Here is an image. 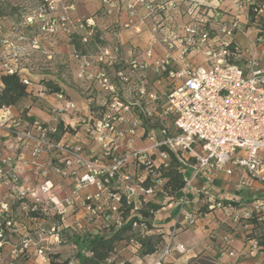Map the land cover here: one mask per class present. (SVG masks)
Segmentation results:
<instances>
[{"label":"built area","instance_id":"built-area-1","mask_svg":"<svg viewBox=\"0 0 264 264\" xmlns=\"http://www.w3.org/2000/svg\"><path fill=\"white\" fill-rule=\"evenodd\" d=\"M99 1L107 14L124 9L129 17L124 28L134 33L141 32L140 27L145 24L147 18H159L150 29L155 35L164 30L161 22L169 17L170 12L177 10L181 3L186 4L185 14L189 21L182 27V34H161L164 55L149 62L152 51L148 50L144 60H132L130 64L132 69L140 70L141 96L144 95V72L148 68L168 80L170 89L166 95L164 113L172 116L175 132L171 134L166 128L161 129L162 141L155 142L150 148L157 150L156 159L161 165L166 166L169 159L167 151L160 150L165 147L177 154L183 167V175L185 167L192 170L190 176H184L182 195L176 200L178 216L183 218V225L193 226L197 220L196 212L186 211L192 201L189 195L197 199L203 196L202 200L210 202L209 209L213 210L224 209L225 206L221 203L223 200L244 201L239 195L251 182L260 183L264 189V39L257 38L251 50H244L236 45L233 38L240 30V25L238 19L224 18L220 10L222 0H212L213 5L206 0ZM249 4L248 1L247 8ZM137 7L144 9V17H138ZM73 11L74 5L63 0H41L37 11L26 16L22 24L25 29L37 25L38 36L27 39L20 31L19 24L10 27L9 36L0 39V77L18 76L29 93L33 83L23 75L24 69L19 66L15 45H24L23 42L28 41V45L37 49L41 39L57 33L66 34L69 30L78 32L84 25L80 21L72 20ZM254 11L256 19L264 25V5ZM136 19L138 24L134 25ZM87 22V26L91 28L92 24ZM82 40L86 42L87 38L83 37ZM119 50L118 45H106L95 56V60L107 67L115 66L120 61ZM197 56L201 57V61L195 60ZM85 63L88 65V62ZM119 76L122 77L121 73ZM90 77L93 79V75ZM94 79L100 88L114 93L113 84L102 70L95 73ZM1 88L0 81V91ZM54 94L62 103L58 112H77L75 104L62 91ZM149 97L152 101L157 100L154 93H150ZM115 104L123 107L124 112L131 110L130 105L117 102ZM115 119L116 117L107 115L93 122L98 135L95 137L97 141H104L106 138L102 134L106 132L112 133L114 137L102 145V154L111 156L110 164H105L90 156L79 143H70L71 141L64 139L65 136L58 141L52 139L51 135L56 127L37 119H24L6 107L0 109V129H4L7 139L12 141V145H3L0 149V191H5L3 199L0 197V248L7 244L6 235L11 236L10 234L16 232L15 222L9 214L12 201H22L19 207L26 215L40 212V217L43 218L51 215L59 217L60 224H52L48 229L41 228L43 234L54 238L58 243L60 233L68 228L64 224L66 212L75 206L84 211L87 221L101 220L100 225L103 228L96 226L98 230L110 228L111 222H114L113 227L119 228L131 218L138 217L141 220L137 215L141 201L145 200L141 196L151 194L153 190L139 185L137 188L127 185L130 176L125 170V165L132 157L142 164H148L149 153L147 149H131L132 140H128L124 153L114 155L111 150H116L120 142L123 145L120 140H125L122 133H116L114 130V123L111 121ZM132 120V128L126 131L127 134L134 133L135 127L141 126L139 119ZM117 121L123 122L124 119L119 117ZM149 138L154 139L153 135ZM42 156H46V162ZM27 170L35 172L37 176L35 187L25 185L21 178ZM220 172L228 177L238 174L234 193L226 199L214 194L217 191V174ZM52 178L56 179V183ZM62 181L69 182V189L60 197L55 189ZM197 182H200V186H195ZM111 183L117 185L112 187ZM89 188H92L93 192L89 193ZM123 199L127 205H132L130 217H124ZM250 201V204H241V209L232 219L234 224L243 223L247 228V221L254 214L258 215L259 221H264V190L261 196H256ZM37 218L29 215L30 220ZM132 227L138 229L141 235H150L144 222L134 221ZM172 232L163 237L164 248L159 254L158 264H169L166 259L173 250L184 252L182 245H171L176 231ZM29 243L30 240L25 237L19 250L14 248L11 251L13 258L27 252ZM131 243L135 249H140V244L135 241ZM247 244L250 252L260 249L255 239ZM71 247L77 249L76 245ZM36 252L42 255L43 249L39 248ZM110 259L108 263L111 262ZM43 260L48 261L49 258ZM65 264L81 263L73 255Z\"/></svg>","mask_w":264,"mask_h":264},{"label":"rangeland","instance_id":"rangeland-1","mask_svg":"<svg viewBox=\"0 0 264 264\" xmlns=\"http://www.w3.org/2000/svg\"><path fill=\"white\" fill-rule=\"evenodd\" d=\"M63 1L68 4L75 5L72 14L77 11V15H75V18H71L73 21L75 19L79 20L80 23L84 25V28L78 30V32L76 33L72 30H69V32H67L66 34L57 33L54 36H49L45 39H41V43L40 45H38L37 49L32 48L33 45H28V41H24V45H15V49L17 50V53L19 55V66L24 69L23 75L30 79L34 78L35 81L31 80L33 86L31 88V91L28 93V96L14 106L16 108V113L14 114L24 119H28L29 117L27 116V113H29V109H33V112L38 113V118L35 119L42 123H46L47 125L54 127L53 124L51 125V118L48 122H44L42 118H39V116L47 118V116L40 114V111L44 112L45 114H50L54 118V125L62 122L59 115L61 112H58L57 109L52 108V106L47 104L43 96L39 94V90H35L38 89L37 87H39L40 85L45 86V80L40 79L42 75H49L52 77L55 76L60 79L62 78V85L74 86L81 98L89 100L88 109L92 112V114L82 115V113L79 112L81 110H77L76 113L72 114L67 113V115H76L79 120L72 125H64V122H62L64 126V134L62 133L63 135L61 134V137L65 136L64 139L69 138L68 141H71L70 143H79L80 145H82L83 149L87 153H89L90 156L96 157L101 163L110 164L111 156H104L102 154V145L105 141H108L110 138L112 139L114 137L112 136V133L106 132L102 134V136H105L106 139H104V141L102 142L97 141L95 137L98 135L95 131L96 128L93 126V122L102 119L103 117L105 118L107 115L116 117L115 121H111L114 123V130L116 131V133H122L125 140H120L123 142V145L120 142L118 148L114 151L111 150V152L114 155L123 154L125 149L124 143L128 140H132L131 149L135 151L147 149L150 157V163L148 164L146 162L142 164L134 157L129 158L128 162L125 165V170L130 176V180L128 181L127 185L137 188L138 185L142 186V183H144L146 178H149L150 183L154 185L151 187L153 192L151 194H143V196H141L143 197V199L147 201L151 200L152 202L160 203L162 205H167L169 202L176 201L174 198L169 199L170 197L168 196V192L163 188L166 180L161 178L160 173L158 172L161 168V163L158 159H156L155 153L157 150L150 148L155 142L162 141L163 134L160 132L161 129L166 128L167 132L171 134L175 132L174 128L172 127V116L166 115L164 113L166 95L169 93L170 89V87L168 86V80L165 76L156 74L150 68H148L144 72L145 79L144 95L142 96L143 103H141L142 105L139 106H132L133 108L136 107L137 114L142 116L141 126L139 125L135 127L134 133L128 132L127 134L126 131H129V129L132 128L131 123H133L134 121L132 120V117H134L132 115L135 110L132 109L128 112H124L123 107H119L115 104V102L135 103L136 99L141 96L140 94H135L136 90L134 86V76H132L131 79H128V76L126 77L125 74L129 75V73L133 74L134 72L140 71L139 69H132V67L130 66L131 61L144 60L146 58L145 53L148 50L152 51V57L149 59H154V46L145 45L144 47H140L134 45L131 46V49L127 50L124 49L123 45H119L111 41L110 38H108L109 24L106 17L102 15L103 9L102 4L99 0ZM40 5L41 0H0V39L8 37L10 27L18 24L20 26V31L24 35H26L27 39L38 36L39 33L37 25L31 27V29H25L24 27H22V24L26 16L31 14L33 11H37ZM111 14L106 13V15ZM91 18L94 22V25L92 23L93 26H90L92 27V30L87 26V20ZM186 20L188 22L189 18L186 17ZM142 26L140 27L141 32L135 34L143 33ZM152 35H154L155 37L154 33H151V36ZM83 37L87 38L86 42L82 40ZM72 42H74L75 45H78L79 48L77 49V47H75ZM106 45L119 46L120 61L117 63L116 67H107L104 66V63H98L95 60V56L99 52H101L102 48H104ZM251 49H253V47ZM128 54L131 55L129 61H123V57ZM85 62H88V65H86ZM97 70H102L107 76H109V78L112 79L111 83L114 86V93H109L100 88L97 80L94 79V75ZM119 73H121L122 77L119 76ZM91 75H93V79L90 77ZM150 93H154L157 97V100L152 101V98L149 97ZM119 117H123L124 121H117ZM147 129L148 132L147 134H145V130ZM0 130L4 132V135L6 137V140L3 142L4 145H12V141H9L7 139L8 137L6 135V131L4 129ZM151 135H153V140L149 138V136ZM51 138L54 139L53 136H51ZM136 138L137 141L135 140ZM118 143L119 141L117 142V144ZM2 148L3 147L0 146V149ZM185 157L188 158L187 155H185ZM184 169V176H190L192 173L191 169L186 167ZM161 172L163 173V171ZM111 184L112 187L117 185L116 183ZM87 191L91 193L93 192V189L89 188L87 189ZM0 193V197L3 199V197L5 196V191L1 190ZM59 196L62 197V195ZM201 197L203 196H199L200 200H202ZM203 201H205V199H203ZM10 208L9 210L11 212L9 214L10 216H12L15 222L16 232L14 234H10L11 236L6 235L5 241L7 242V244L3 245V247L0 248V264H49V260H55V257H58L57 261H59L60 263H65V261L70 256L76 255L77 253V249L75 250L71 247L72 245H74L71 242V239L73 237L82 236L85 235V233H89L94 230H106L105 228L102 230H98V228L96 227L99 226L100 228H103L102 225H100V219L90 222L87 221L84 211L80 209L79 206H75L73 209H69L66 212L64 224L67 225L68 228L62 230V232L60 233V242L58 243L55 242L54 238L43 234L41 232V228L48 229L52 224H60L61 220L59 219V217L52 215L50 217L44 218L38 217L33 221L29 219V215H26V213L20 209L18 201H12ZM227 208H233V206L228 204L224 209ZM239 208L241 209V207ZM125 210L126 208H124L123 211L126 212ZM233 210L235 211L234 214L238 213V209ZM159 214L158 211L154 214L151 220L153 226L158 225V223H162L164 221L163 219L159 220ZM130 216V213L127 214V217ZM157 216L159 218L156 219ZM198 218L199 217H197V219ZM1 221L2 218H0V222ZM113 223L114 222H111L109 226L113 227ZM236 225H239L243 228L244 224L239 223ZM155 230L156 228L149 231V234H160ZM255 231L256 232L248 235H252L254 237L264 235V227L262 226L256 227ZM134 232L138 235V231ZM171 233L173 232L171 231ZM25 237L30 240L28 251L24 254H19V256L16 258L14 256L13 258V254L11 251L14 248L19 250L20 245ZM159 246L160 249L158 252L160 254L162 252V249L164 248H162L163 243ZM39 248L43 249L42 255H39L36 252ZM132 248L134 247L133 243L131 242L127 243L126 241H122L118 243L116 250L111 255L110 260L114 263L120 264L126 258L132 259V257L134 256V250ZM136 254H139V251ZM43 258L45 260L49 258V260L44 261Z\"/></svg>","mask_w":264,"mask_h":264},{"label":"crops","instance_id":"crops-1","mask_svg":"<svg viewBox=\"0 0 264 264\" xmlns=\"http://www.w3.org/2000/svg\"><path fill=\"white\" fill-rule=\"evenodd\" d=\"M197 1V0H192ZM249 0H222L220 10L223 12V16L225 19L228 18H235L238 19L240 30L237 31L234 35L233 41L236 45L244 50H251L253 45H255V38H256V31L253 28H247V3ZM207 3L213 5L212 0H206ZM75 7V5H74ZM103 14L107 22L109 24L108 29V38L114 43L119 45H123L124 49H131V46H140L144 47L145 45L154 46V53L153 58H161L164 55V50L161 48V34L163 32L174 33L177 35L182 34V27L187 23L185 14L186 4L183 2L179 5L177 10L170 12L168 18L161 22V27L164 28L162 32L159 31L154 37L151 36L150 29L153 24L159 21V18H147L145 20V24L142 26L143 33L142 34H135L134 31L128 30L124 28L125 23L128 21V14L124 9L114 11L111 15H106V11L104 10V6L102 5ZM77 11L73 14L71 13V17L75 18ZM146 12L142 7H137V15L138 17H144ZM189 18V17H188ZM138 19L134 22V25L138 24ZM74 21H79L75 19ZM90 21L91 24L94 22L91 19L87 20ZM92 25V26H93ZM117 28V29H114ZM92 30V27H91ZM117 31V32H116ZM113 36V38H112ZM161 46V47H160ZM130 54L123 57V61H129ZM132 58V57H131ZM122 59V57H121ZM154 59H149V62L153 61ZM131 60V59H130ZM196 61H201V57H195ZM115 65L114 67H116ZM98 71V70H97ZM96 71V72H97ZM125 74V73H124ZM147 75V73H146ZM128 79H131L134 76L135 81V94H139L140 89V81H141V73L140 71L134 72L133 74L129 73V75L125 74ZM109 77V76H108ZM64 78V77H63ZM30 79V78H29ZM41 80L49 81L51 80L55 83L59 91H62L66 97L71 100L77 110H81L79 112L82 115H91L92 112L88 109L89 100H85L79 96L74 86L69 85H62L63 79L49 76V75H42L40 77ZM112 81L111 78H109ZM30 80L35 81L34 78ZM41 91L39 93L43 96L44 100L47 104L52 106V108L59 109L62 107V103L55 97L54 93H48V89L45 86L37 87ZM44 89V91H43ZM28 92V90H27ZM142 96L138 97L135 103L132 102H123L124 105H130L131 110L134 109L135 112L133 113L132 118L139 119L142 121V116L137 114L136 107L133 108L132 106H139L142 105ZM88 101V102H87ZM140 108V107H139ZM9 110L14 114L16 113L15 107H9ZM54 110V109H53ZM33 109H29V113L27 116L29 118L35 119L38 118V113L33 112ZM80 113V114H81ZM40 114L47 116V118H43V116H39L42 118L44 122H48L51 120V125L53 124L54 118L50 114H45L44 112L40 111ZM58 115V114H57ZM60 120L65 124L72 125L75 122H78V118L76 115H67V113H60ZM69 139V138H67ZM6 137L4 132L0 130V146L3 147L4 141ZM137 141V138L135 139ZM126 143V142H125ZM124 143V144H125ZM42 159L46 162V156H42ZM190 169V168H189ZM192 171V170H191ZM21 178L25 181V185L29 187H35L37 185L38 179L33 171H25ZM52 180L56 183V179ZM238 180V174L235 173L234 175L228 177L225 173L220 172L217 174L216 184H217V191L214 194L219 195L221 198L226 199L232 193H234V186ZM195 186H200V182H197ZM69 189V182H61L58 186H56L55 191L59 195H64L68 192ZM263 186L258 182H251L249 187L240 193L239 197L244 201H235L237 203H232L231 205L233 208L227 209H209L210 202L203 201L197 199L193 195H189L192 199L190 205L186 207V211L191 213L197 212L200 210L201 215H196L199 217L195 224L190 227H186L183 225V218L178 216V208L176 206V201L169 202L167 205H162V208L158 211L160 218L159 220H164L162 223H158V225H154L156 228V232H159L166 237L171 233V231H176L174 237L171 239V245H182L184 247V252L179 253L177 251H172L170 256L167 258V262L169 264H264V251H249V246L246 242V235L256 232L255 226L249 224L247 228L243 226L240 227L233 223L232 219L234 217V210L241 207V204H249L254 197H259L263 194ZM182 195V192L177 196L179 198ZM171 199V198H169ZM177 200V199H175ZM228 202V201H225ZM239 206V207H238ZM238 207V208H236ZM182 225H180V223ZM95 231V230H94ZM93 232V231H92ZM164 247V241L163 246ZM134 250L133 257L126 258L125 260L131 262L132 264H158L157 259L159 256V252L152 255L147 256H139V250L132 248ZM233 253V255H230Z\"/></svg>","mask_w":264,"mask_h":264},{"label":"trees","instance_id":"trees-1","mask_svg":"<svg viewBox=\"0 0 264 264\" xmlns=\"http://www.w3.org/2000/svg\"><path fill=\"white\" fill-rule=\"evenodd\" d=\"M250 4L247 8V28H253L256 31L255 41L257 42V38L264 39V25L260 20L256 19L255 9L264 5V0H249ZM75 45L74 42H72ZM77 49L78 45H75ZM0 81L2 84V88L0 91V109L3 107H14L23 99L28 96L27 88L23 85L18 76L16 75H6L0 77ZM45 87L48 89V93H56L59 92L60 88L53 83L52 81H45ZM28 120L32 121V118H28ZM64 126L62 122H59L56 126V130L53 133V138L58 141L61 138V134L63 133ZM148 129L145 130V134H147ZM64 134V133H63ZM62 134V135H63ZM161 151H167L169 155L168 163L166 166L160 165L161 168L158 171L160 173V177L165 181L163 188L168 192V196L170 198L178 199L177 196L180 194L183 189L184 183V175H183V167L177 154L170 152L165 147L160 148ZM193 160H191L192 162ZM163 171V173L161 172ZM149 178H146L142 186L146 189L151 188L152 185L149 181ZM221 201L223 206L231 205L232 202ZM19 205L22 201H18ZM123 210L126 208V212L123 211L124 217H127L129 214L132 205H127L126 201H122ZM162 208V204L152 202L151 200L141 201V207L137 212V215L141 217V220L138 217L131 218L128 222L124 223L119 228L110 227L105 231H93L89 233H85L82 236H75L71 239V242L76 245L77 253L76 258L80 261L81 264H119L110 262L108 260L111 258V255L116 250L118 243L122 241H126L130 243L131 241H135L140 244L139 256H147L152 255L159 251L160 246L163 243V235L162 234H153V235H141L138 229H134L132 227V223L134 221L144 222L147 231H151L155 228L152 225V218L154 214ZM200 213V210L197 215ZM31 217H40V212L29 213ZM201 215V214H199ZM248 224H251L256 227L262 226L264 227V221L258 220V215L254 214L250 220L247 221ZM259 225V226H258ZM134 231H138L135 233ZM252 234V233H251ZM246 242L255 239L260 247L259 251H264V235L259 237H254L252 235H246ZM58 257H55V260H51L49 264H65L57 261ZM120 264H132L131 262L124 260Z\"/></svg>","mask_w":264,"mask_h":264}]
</instances>
